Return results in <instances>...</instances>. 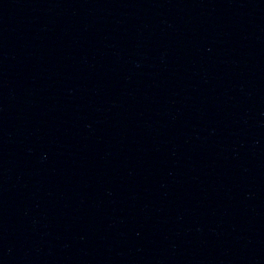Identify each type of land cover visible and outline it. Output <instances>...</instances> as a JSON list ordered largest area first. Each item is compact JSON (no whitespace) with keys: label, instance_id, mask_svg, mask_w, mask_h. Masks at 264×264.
<instances>
[{"label":"water","instance_id":"1","mask_svg":"<svg viewBox=\"0 0 264 264\" xmlns=\"http://www.w3.org/2000/svg\"><path fill=\"white\" fill-rule=\"evenodd\" d=\"M0 264H264V0H0Z\"/></svg>","mask_w":264,"mask_h":264}]
</instances>
